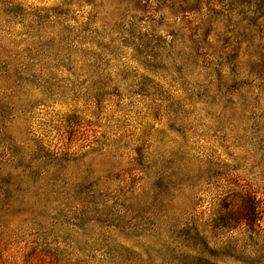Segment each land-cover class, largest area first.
Here are the masks:
<instances>
[{
	"label": "rangeland",
	"instance_id": "374dc122",
	"mask_svg": "<svg viewBox=\"0 0 264 264\" xmlns=\"http://www.w3.org/2000/svg\"><path fill=\"white\" fill-rule=\"evenodd\" d=\"M0 264H264V0H0Z\"/></svg>",
	"mask_w": 264,
	"mask_h": 264
},
{
	"label": "trees",
	"instance_id": "16d2710c",
	"mask_svg": "<svg viewBox=\"0 0 264 264\" xmlns=\"http://www.w3.org/2000/svg\"><path fill=\"white\" fill-rule=\"evenodd\" d=\"M244 209V207H243ZM253 212L254 210L251 209L248 213L244 214L243 211L237 213L236 215L240 216V222H245V223H249L250 221H253Z\"/></svg>",
	"mask_w": 264,
	"mask_h": 264
}]
</instances>
